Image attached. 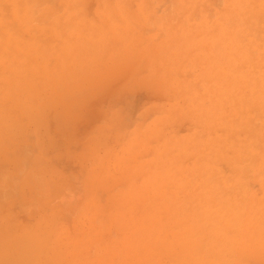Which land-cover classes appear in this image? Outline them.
Segmentation results:
<instances>
[{
  "label": "clouds",
  "instance_id": "clouds-1",
  "mask_svg": "<svg viewBox=\"0 0 264 264\" xmlns=\"http://www.w3.org/2000/svg\"><path fill=\"white\" fill-rule=\"evenodd\" d=\"M0 264H264V0H0Z\"/></svg>",
  "mask_w": 264,
  "mask_h": 264
}]
</instances>
